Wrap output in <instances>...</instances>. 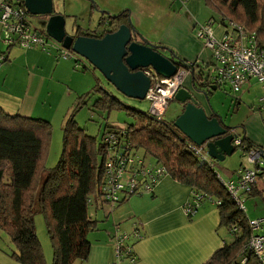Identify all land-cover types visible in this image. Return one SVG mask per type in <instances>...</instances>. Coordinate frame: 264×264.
I'll return each mask as SVG.
<instances>
[{
	"label": "trees",
	"instance_id": "1",
	"mask_svg": "<svg viewBox=\"0 0 264 264\" xmlns=\"http://www.w3.org/2000/svg\"><path fill=\"white\" fill-rule=\"evenodd\" d=\"M205 3L220 14L218 23L224 29L229 27L230 22L236 23L248 34H255L259 45H264V0H205ZM109 19L111 23L108 28L84 32L77 30L75 34L101 38L108 32L116 31L120 25L127 24L128 13L124 11ZM156 44L165 50L170 49ZM171 55L176 56L173 50ZM177 58L179 68L192 73V86L208 89L214 85L203 70L197 71L199 67L194 63L179 56ZM210 66L212 64L207 68ZM83 96L78 97V107L83 103ZM95 106L112 110L119 103L115 98L104 95ZM214 115L211 114V117ZM134 118L136 124L131 127L105 131L97 147L95 139L77 126L74 113L67 115L63 123L61 159L56 167L46 169L45 150L51 137L49 123L33 117L10 116L0 109V232L7 234L14 245L9 249L12 258L19 264H48L35 225V216L40 213L45 216L47 234L52 244V264H80L87 261L91 251L88 235L98 230V220L89 210V199L94 196L100 200L104 161L108 153L104 136L107 132H115L130 141L135 150L143 151V156L163 166L164 175L191 188L193 195L203 194L205 200L220 201L217 204L220 217L218 228L225 227L232 241L227 243L224 240L223 246L204 264H242L243 259H246L244 264H262L246 250L253 234L251 220L219 183L210 167V163L215 166L213 161L216 160L208 156L206 147V159L197 157L190 149L192 142L174 126L175 119L167 122L143 113L135 114ZM238 137L241 144L235 146L236 150L241 148L246 154L252 147H258L245 133L243 137ZM263 171L261 169L258 176ZM258 194L260 192L254 186L247 195L252 198ZM128 198L118 204H123ZM139 239H132L129 244L134 246ZM124 260L127 264H134L136 257L133 262L129 257Z\"/></svg>",
	"mask_w": 264,
	"mask_h": 264
},
{
	"label": "crops",
	"instance_id": "2",
	"mask_svg": "<svg viewBox=\"0 0 264 264\" xmlns=\"http://www.w3.org/2000/svg\"><path fill=\"white\" fill-rule=\"evenodd\" d=\"M136 5L137 15L145 17L147 21L140 25L146 39L170 46L183 59L199 67L196 68L198 72L203 70L206 77L210 76V68L207 67L213 63L211 51L195 33L199 25L210 24L215 36L220 38L225 32L223 26L215 24L220 18L202 19L206 16L207 7H204L200 0H147L144 3L136 2ZM1 35L0 24V37ZM0 53L7 55L6 62L0 66V109L7 115L49 119L45 116L49 115L46 111L53 110L59 113L61 101L53 98L51 91H46L47 87L55 86L64 93L62 101L69 97L62 106L66 118L70 100L78 98L86 89L80 88L87 79H84L82 84L79 83L75 74L77 71L75 63L59 59L39 48L22 49L6 46V50L0 48ZM165 54L170 56L168 51ZM191 76L192 73L189 72L184 88L192 89ZM199 98L207 113L211 115L205 98L203 96ZM240 103L239 98L236 100V106ZM178 105L182 111V105L180 103ZM263 112H255L252 109V119L246 125L249 136L245 135L264 151V120L261 119L264 117ZM255 133L257 138L252 136ZM247 166L251 167L248 164ZM256 191L264 192V187L256 185ZM192 194L191 188L164 175L152 192L129 197L123 203L129 204L128 220L123 216H119L120 220H117L116 215L112 219V224L107 223L103 226L102 232L89 233V236L95 234L88 237L91 242L89 258L80 264H110L114 260L113 237L116 226L127 233H131L136 226L140 227L142 238L133 246L136 257L134 264H204L223 246L224 236L218 228L219 211L212 203L203 201L193 219L187 217L184 205L191 199ZM241 196L244 200L250 199L248 195ZM121 205L116 204L111 213L115 214V207ZM247 218L249 219L248 216ZM0 264H19L12 258L9 248H6L4 243L0 245Z\"/></svg>",
	"mask_w": 264,
	"mask_h": 264
},
{
	"label": "built area",
	"instance_id": "3",
	"mask_svg": "<svg viewBox=\"0 0 264 264\" xmlns=\"http://www.w3.org/2000/svg\"><path fill=\"white\" fill-rule=\"evenodd\" d=\"M29 13L24 0H0V24L2 27V42L10 47L22 49L39 48L50 53L52 48L57 51L59 59L73 58L76 53L60 45H54L46 34L33 28L29 22ZM213 24V23H211ZM212 25H199L196 37L211 51L212 66H210L211 82L218 88L222 85H230L234 93L251 86L254 79L261 85L262 94L259 97L258 111H264V45H259L255 34H248L242 26L230 22L224 34L217 38ZM77 55V54H76ZM7 60L6 53H0V66ZM77 65V63H76ZM151 80L146 99L150 102V115L161 120L169 102L174 100L179 89L184 88V82L189 72L179 68L171 78H164L152 69L144 71ZM232 132L235 133L233 130ZM107 144V157L104 161V180L101 186V203L115 205L133 195H142L152 192L154 187L164 176L163 166L148 160L137 153L138 150L130 141L118 133L107 132L104 136ZM234 146L241 144V139L233 140ZM204 146L190 144L191 151L199 158L206 159ZM249 166H241L234 177L225 180L216 171V167L210 163L211 169L216 173L219 183L225 188L230 198L245 213L242 194L247 195L255 186L259 172L264 165V151L259 147H252L245 154ZM203 194H192L191 199L184 205L187 217H194L200 204L205 201ZM92 199L89 203L92 204ZM216 205L220 201L213 202ZM253 234L250 236L246 250L252 253L264 264V218L250 221ZM235 230V229H234ZM233 230V232H234ZM263 232H257V231ZM114 260L110 264H121L125 257L134 261L133 246L129 243L132 239H141L139 226L131 233L122 232L119 226L115 227L114 235ZM131 256V257H130ZM246 259L242 260V264Z\"/></svg>",
	"mask_w": 264,
	"mask_h": 264
},
{
	"label": "rangeland",
	"instance_id": "4",
	"mask_svg": "<svg viewBox=\"0 0 264 264\" xmlns=\"http://www.w3.org/2000/svg\"><path fill=\"white\" fill-rule=\"evenodd\" d=\"M145 1L147 0H53V5L54 11L62 14L65 17V30L68 35H74L77 30L84 32L93 31L97 28H108L111 23V20L109 19L110 16H117L122 12L127 11L128 19H130L138 34L146 38V36L142 34L140 28L141 23L147 22L146 18L141 15L139 16L136 13V2L144 3ZM200 1H202L204 7H207L205 11L206 16L205 18L202 16V19L208 20L209 18H220V14L215 12L212 7L206 4L205 0ZM29 22L33 28L46 34L44 30V18L31 15L29 16ZM215 24L219 23L217 22ZM215 27H217V25ZM47 39L54 43V45L60 47V45L49 36H47ZM6 46L7 45L2 42L0 37V48L6 50ZM165 46L170 48V52L173 50L170 46ZM13 48L18 47L14 46ZM173 52L176 54V56L178 55L180 58H183L175 50H173ZM50 53L56 56L57 51L55 48H52ZM64 60L75 63L74 66L77 63L75 66V69L77 70L75 74L78 77L80 84H82L84 79H87L84 81V85L80 87L86 88L84 92L80 94V96L84 95L82 98L83 103H81V105L78 107V98H75L74 100L71 99L68 103L70 104L68 110L69 113H67L68 115L74 113V120L77 126L88 136L95 139L97 147L100 144L102 135L105 131L110 129L116 130V128L131 127L136 124V119L134 118L135 114L150 113L151 104L147 99L138 100L124 96L122 93L117 91L116 88L111 85L105 79V77L85 58L79 57L75 54L73 58ZM46 91H51L52 97L57 99V101L60 100L62 102H60L58 107L60 108L59 113H56L53 110L46 111V113L49 115L45 116H47L49 119L33 117L48 122L51 129V137L48 139L49 145L45 150L44 158L45 168L50 169L57 166L63 153V123L65 122V117L62 106L64 103H66L69 97L62 101L64 93L61 89H58L55 86L47 87ZM261 94V85L254 79L251 81V86H246L243 91L238 93H234L231 90L230 85L225 84L208 95L207 106L212 114L222 118L224 124L227 127L234 128L235 134H241L243 137L244 132H246L245 134L248 135L249 129L246 125L250 123L252 119V109L255 112L258 111V109L254 108L260 106L258 98L261 96ZM104 95H109L110 97L115 98L118 101L119 106L112 110H102L96 108L95 103L100 98H103ZM80 96L78 95V97ZM239 98L241 99L240 107V104L236 106V100H239ZM178 104L179 103L175 100L170 101L164 115H162V119L167 122L176 119L181 111ZM251 106L254 108L251 109ZM261 119L264 120V117H261ZM256 134L257 133L253 134L252 136L257 138ZM151 149L153 148L151 147ZM137 153L144 155V152L141 150H138ZM244 154V151L241 148H238L231 156H227L224 161H213L216 166V171L225 180H228L230 175L231 177H234L235 171L241 167V164L247 166ZM146 158L154 162L151 158ZM98 160L100 161L99 155ZM256 185H258L260 188L264 187V175L258 176L255 186ZM90 198L93 201L92 204H90V213L94 218L98 219V231H92L95 234L102 232L104 230L103 226L105 224H112V219L113 217H116V215L117 220H120L119 216H123L125 220H128L127 216L129 215V204H123L119 207H115V209H118V211L116 212L114 209L115 214H112L111 212H113V207L116 204L110 205L109 203H101L100 200H96V197L94 196H91ZM204 202L212 203L217 207L215 203L208 199ZM244 202L246 209L245 215H247L251 221L264 218V192H260V194H258L256 197L246 199ZM35 225L39 242L44 251L46 262L48 264H52L53 249L47 234L46 220L43 214L39 213L35 216ZM219 230L224 236L223 240H225L227 243H230L232 241V236L229 231L225 227H221ZM121 231L123 232L124 230L121 229ZM257 232L261 233L262 231L258 230ZM91 236L88 235L89 238ZM3 243L6 248H14L9 236L3 232H0V245L2 246ZM123 262L124 264L126 263L125 260Z\"/></svg>",
	"mask_w": 264,
	"mask_h": 264
},
{
	"label": "water",
	"instance_id": "5",
	"mask_svg": "<svg viewBox=\"0 0 264 264\" xmlns=\"http://www.w3.org/2000/svg\"><path fill=\"white\" fill-rule=\"evenodd\" d=\"M24 2L31 15L45 17V31L50 38L88 60L126 97L146 99L151 84L150 77L144 72L146 69H152L164 78L173 77L179 69L178 56L140 36L130 19L127 24L101 38L68 35L65 17L54 11L53 0ZM166 51L170 52V56L165 54ZM215 90L216 85L208 89L194 86L192 89H179L174 100L182 105L183 111L174 120V126L193 144L205 145L209 157L224 161L235 152L233 140L238 135L232 132L234 128L224 124L221 117H211L203 106L199 96L207 102L209 92Z\"/></svg>",
	"mask_w": 264,
	"mask_h": 264
},
{
	"label": "clouds",
	"instance_id": "6",
	"mask_svg": "<svg viewBox=\"0 0 264 264\" xmlns=\"http://www.w3.org/2000/svg\"><path fill=\"white\" fill-rule=\"evenodd\" d=\"M45 20V19H44ZM45 30V29H44Z\"/></svg>",
	"mask_w": 264,
	"mask_h": 264
},
{
	"label": "flooded vegetation",
	"instance_id": "7",
	"mask_svg": "<svg viewBox=\"0 0 264 264\" xmlns=\"http://www.w3.org/2000/svg\"><path fill=\"white\" fill-rule=\"evenodd\" d=\"M57 13V12H56ZM218 88V87H217Z\"/></svg>",
	"mask_w": 264,
	"mask_h": 264
}]
</instances>
